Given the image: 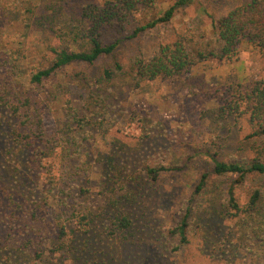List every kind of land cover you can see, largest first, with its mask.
<instances>
[{
	"label": "rangeland",
	"instance_id": "rangeland-1",
	"mask_svg": "<svg viewBox=\"0 0 264 264\" xmlns=\"http://www.w3.org/2000/svg\"><path fill=\"white\" fill-rule=\"evenodd\" d=\"M55 1L56 8L62 9L55 22L58 29L85 4L105 0ZM161 1L167 10L176 0ZM234 1L193 0L178 10L173 25L152 30L134 44H123V48L131 58L139 51L151 57L161 43L171 39L175 27L185 30L198 19L203 30L210 32L204 10L214 12L218 4L228 8ZM48 2L0 0V92L15 100L32 95L39 107L36 113L43 117L49 147V152L48 147H42L47 155L42 164L32 165L34 175L28 177L21 166L31 161L34 146L7 140L10 131L20 128L24 134L25 128L18 127L21 119L14 118L9 109L0 108V183L11 182L9 172L16 168L20 175L25 172L28 188L36 191L37 200L40 190L48 202L39 205L44 209L38 210V219H31L24 216L26 212L19 213L24 205V189L18 184L10 194L19 206V218L9 224L18 230L27 223L43 235L44 260L29 264H80L67 253L75 234L80 233L77 219L68 220L72 212L69 206L75 202L84 214L95 216L92 225L81 229L89 233L83 236L82 243L93 239L90 249H85L87 243L78 245L91 257L89 263L81 264H92L99 253L101 258L103 253L108 255L106 264H264V200L252 215L230 219L223 210L227 186L235 176L218 179L212 175L215 161L243 159L250 155L253 144H264V137L246 139L253 131L246 118L236 119L219 110V99L226 88L239 84L244 77H264L259 51L245 43L240 47L239 61L205 62L178 78H157L139 87L129 77L119 75L105 87L108 90H97L102 87L103 61L91 66L76 63L43 84H33L32 74L52 66V48H68L62 46L48 25H36ZM85 82L88 84L83 88ZM56 86H62L64 95L50 100ZM89 89L97 90L100 98L93 97ZM72 106L76 111L70 110ZM75 113L78 119L90 120L94 129L86 132L73 124L66 132ZM133 117L137 123L130 124ZM146 167L171 170L153 181ZM205 173L211 174L208 194L196 196L195 188ZM214 184L218 185L216 189L212 188ZM256 185L264 187V177L250 176L236 188L241 208L247 207ZM82 189L86 192H80ZM67 199L65 205L63 201ZM6 208L3 211L7 212ZM189 209V244L176 252L180 236L172 232ZM57 215L63 216L68 232L66 253L57 241ZM2 216L8 219L4 213ZM122 216L130 219L131 227L114 234L118 224L114 222ZM107 228L113 232L110 234ZM31 232L27 234L29 238Z\"/></svg>",
	"mask_w": 264,
	"mask_h": 264
},
{
	"label": "trees",
	"instance_id": "trees-1",
	"mask_svg": "<svg viewBox=\"0 0 264 264\" xmlns=\"http://www.w3.org/2000/svg\"><path fill=\"white\" fill-rule=\"evenodd\" d=\"M48 1L45 12L36 20V25L38 27H47L48 25V29L57 36L62 46H68V48H52L55 57L52 66L32 74L30 81L33 84H43L63 68L76 63L91 66L103 61L101 65L103 77L100 80L102 87L97 90L102 88L108 90L105 87H108V84L119 75L129 77L132 84L139 87L141 83L157 78H178L192 72L193 68L205 62L213 61L218 64L239 61L240 47L245 43L255 47L264 61V0H235L233 5L228 8L227 6L222 7L223 4H218L214 12L205 9L204 14L210 20V32L203 30L201 20L194 19L185 30L175 27L171 39L161 43L151 57H146V54L139 51V55L135 58H131L129 52L123 48V44L132 41L134 44L152 30L173 25L178 10L188 7L193 0H176L175 4L167 10L162 8L161 0H105L101 4L87 3L77 14L72 15L66 25L58 29H55V22L60 18L62 9L56 8L55 0ZM192 25H194L193 28H191ZM87 84L85 82L81 86L86 88ZM55 88L56 90L50 92V100L64 95L62 86ZM97 90H90V93L93 97L97 95L100 98ZM223 94L225 97L219 99L221 103L219 110L236 119L246 118L248 120L253 131L246 139L258 140L264 137V77L251 80L244 77L239 84L226 88ZM35 105L32 95L15 100L12 96L0 92V108L9 109L14 118L21 119L18 127L25 128L24 134L19 131L20 128L13 129L10 134H7V140L34 146L31 161L21 166L29 173L28 177L34 175L32 165L42 164L44 157L49 152L48 140L44 137L43 117L36 113L39 107ZM70 110L76 111L73 106L70 107ZM77 117V113H75L74 120H70L67 124L66 132L71 131L73 124H77L80 126V130L86 132L94 129L90 126L92 125L90 120ZM130 122V124L137 123L136 118L133 117ZM42 147H48L47 152L42 150ZM170 170L171 168L166 167H146V173L153 181H156L162 172ZM9 173L13 180L11 182L3 180L0 183V264H29L37 261L41 263L44 260L43 252H45V243L41 241L43 235L36 228H30L27 223L19 226L18 230L15 229V226H11L19 218L16 214L19 206L15 203L16 198L10 194L17 190L18 184L24 189V205L19 208V213L26 212L24 216L31 219H38V210L44 209L39 205L48 202L42 198L40 190L38 192L40 198L37 200L36 191L28 188L25 172L20 175V170L14 168ZM212 175L218 179L235 176L226 189L227 202L223 210L226 217L237 219L242 214L252 215L264 200V187L256 185L252 188L251 198L246 208H241L235 192L236 188L243 186L250 176L264 177V144H253L250 155L243 159L215 161ZM210 180V173L203 174L195 188L194 195L208 194ZM24 181L26 183H23ZM217 187L218 185H212L213 189ZM80 192L86 191L82 189ZM67 201L68 199L63 201L65 205L68 204ZM69 207L72 212L68 220L77 219L80 227L78 231L81 234H75L74 240L70 244L71 247L68 250L65 249L64 243L68 232L66 226L63 225V216L57 215L54 216V220L58 221L54 226L58 233L57 241L60 246H63L61 249H65L63 250L65 253L67 250V253L72 255L73 262L81 264L88 261L89 263L91 257L88 254L90 253L81 251L79 246H84L87 243L85 249H90L93 239L89 238L87 242L82 243L83 236L89 235V233L82 232L81 229L84 230L83 227L92 225L95 216L91 213L84 214L77 202ZM4 208L7 209V212L3 211ZM3 213L8 219L3 218ZM190 216L191 210L189 209L179 227L172 232L180 236V240L174 248L176 252L182 251L189 244L186 230L189 226ZM114 223H118L115 226L114 234L116 231L123 232L131 227V221L127 216H122ZM3 228L7 230L2 231ZM20 232L22 233L20 234ZM30 232L31 237L29 238L27 234ZM112 232L109 231L110 234ZM100 255L102 253H99L92 264L107 263L108 255L103 253L102 258Z\"/></svg>",
	"mask_w": 264,
	"mask_h": 264
}]
</instances>
